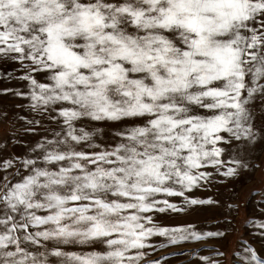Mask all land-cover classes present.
I'll return each instance as SVG.
<instances>
[{
	"label": "snow or ice",
	"instance_id": "obj_1",
	"mask_svg": "<svg viewBox=\"0 0 264 264\" xmlns=\"http://www.w3.org/2000/svg\"><path fill=\"white\" fill-rule=\"evenodd\" d=\"M0 59L27 82L3 91L59 126L0 161V264H158L145 260L154 235L224 236L150 213L182 210L160 194L214 203L185 192L259 167L246 156L264 139L249 106L264 101V0H0ZM126 120L112 143L87 130ZM243 252L237 264H264Z\"/></svg>",
	"mask_w": 264,
	"mask_h": 264
},
{
	"label": "rangeland",
	"instance_id": "obj_2",
	"mask_svg": "<svg viewBox=\"0 0 264 264\" xmlns=\"http://www.w3.org/2000/svg\"><path fill=\"white\" fill-rule=\"evenodd\" d=\"M14 69H19L17 63L0 59V161L23 155L28 147L42 136L51 138L53 130H59L57 123L53 122L48 114L33 112L28 107L29 100L26 97L18 96L13 91H3H27V82L14 78L20 75L19 71H13V78L3 75ZM249 106L254 110L256 127L264 128V101L257 95ZM25 117L27 120H40L41 123L28 124ZM131 123V120L120 123L93 121L88 124L87 130L95 133V143L107 144L113 142V131L116 128ZM80 126L82 125H77ZM29 128L36 131H26ZM78 147L90 150L84 148V145ZM224 158L227 159V154ZM246 158L259 167L241 169L238 176L231 178L215 175L209 183L185 192V196L199 200L211 197L214 203L186 204L184 197L160 194L158 199L175 203L177 208L182 210L166 209L163 212L150 213L158 227L192 225L198 233L221 231L225 233L224 236L169 243L167 236L157 234L150 238L153 247L145 249L148 253L145 260H155L158 264H205L200 258L208 257L209 261L216 260L219 264H237V261L243 258L246 246L254 247L258 254L264 255V229L256 223L259 221L264 224V202H259L264 201V139H259L248 150ZM18 167L17 164L7 170L10 179V174ZM207 170L212 171L210 168ZM4 175L5 170L0 166V177ZM63 247L66 251L90 250L87 245L69 244ZM217 251L223 255H217Z\"/></svg>",
	"mask_w": 264,
	"mask_h": 264
}]
</instances>
